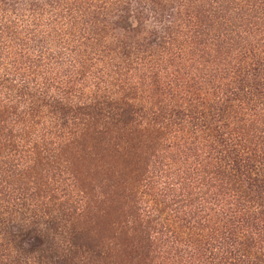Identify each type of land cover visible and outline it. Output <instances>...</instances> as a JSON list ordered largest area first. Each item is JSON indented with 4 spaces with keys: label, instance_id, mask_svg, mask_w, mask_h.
<instances>
[{
    "label": "trees",
    "instance_id": "obj_1",
    "mask_svg": "<svg viewBox=\"0 0 264 264\" xmlns=\"http://www.w3.org/2000/svg\"><path fill=\"white\" fill-rule=\"evenodd\" d=\"M68 6L51 30L0 8V264H264L259 151L237 131L215 161L150 172L183 148L190 111L91 72Z\"/></svg>",
    "mask_w": 264,
    "mask_h": 264
},
{
    "label": "rangeland",
    "instance_id": "obj_2",
    "mask_svg": "<svg viewBox=\"0 0 264 264\" xmlns=\"http://www.w3.org/2000/svg\"><path fill=\"white\" fill-rule=\"evenodd\" d=\"M67 3L0 0V8L37 17L50 29L47 23L57 25L55 17ZM68 7L74 11L67 26L88 40L73 53L87 57L91 72L121 69L122 79L142 91L146 106L177 102L190 111L183 148L159 153L150 172L163 159L174 168L215 161L226 137L238 131L262 158L263 171L247 168L246 176L264 181V0H79ZM54 24L46 30L49 37ZM91 40L98 45L88 48ZM120 56L126 62L118 67ZM225 99L230 109L221 113L217 107ZM91 164L93 173L97 167Z\"/></svg>",
    "mask_w": 264,
    "mask_h": 264
}]
</instances>
